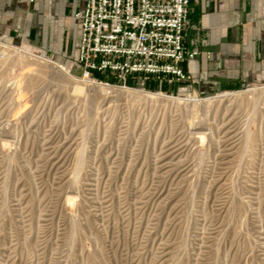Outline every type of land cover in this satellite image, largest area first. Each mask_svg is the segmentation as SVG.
Here are the masks:
<instances>
[{"label":"rangeland","instance_id":"obj_1","mask_svg":"<svg viewBox=\"0 0 264 264\" xmlns=\"http://www.w3.org/2000/svg\"><path fill=\"white\" fill-rule=\"evenodd\" d=\"M22 51L0 39V264H264V81L104 84Z\"/></svg>","mask_w":264,"mask_h":264},{"label":"crops","instance_id":"obj_2","mask_svg":"<svg viewBox=\"0 0 264 264\" xmlns=\"http://www.w3.org/2000/svg\"><path fill=\"white\" fill-rule=\"evenodd\" d=\"M82 3L0 0V39L40 55L68 51L75 59L79 25L73 13ZM184 41L197 52L177 63L185 77L161 73L156 78L182 81L184 91L194 95L264 81V0L191 1Z\"/></svg>","mask_w":264,"mask_h":264},{"label":"built area","instance_id":"obj_3","mask_svg":"<svg viewBox=\"0 0 264 264\" xmlns=\"http://www.w3.org/2000/svg\"><path fill=\"white\" fill-rule=\"evenodd\" d=\"M193 0H83L75 65L81 78L109 84L95 74L125 81L161 73L184 78L177 63L197 53L184 41ZM123 85V84H122Z\"/></svg>","mask_w":264,"mask_h":264},{"label":"bare ground","instance_id":"obj_4","mask_svg":"<svg viewBox=\"0 0 264 264\" xmlns=\"http://www.w3.org/2000/svg\"><path fill=\"white\" fill-rule=\"evenodd\" d=\"M6 47V49H14L15 51H18V52H21L19 49H17V48H15V47H12V46H9V45H5ZM23 53H25V54H28V55H30V56H35V57H37L36 55H34V54H32V53H30V52H26V51H22ZM41 57V56H40ZM40 57H38V58H40ZM43 58V57H42ZM44 59V58H43ZM58 68H60L59 66H57ZM63 67V66H62ZM65 70V69H64ZM67 73V72H66ZM84 79H86V78H84ZM86 80H88V79H86ZM158 95H161L160 93L158 94ZM173 97V96H172ZM190 97V96H189ZM173 98H175V97H173ZM175 99H179V98H175ZM187 100H193V99H187Z\"/></svg>","mask_w":264,"mask_h":264}]
</instances>
